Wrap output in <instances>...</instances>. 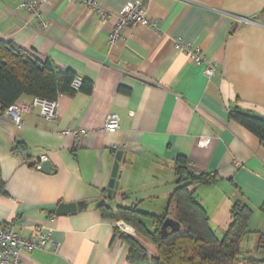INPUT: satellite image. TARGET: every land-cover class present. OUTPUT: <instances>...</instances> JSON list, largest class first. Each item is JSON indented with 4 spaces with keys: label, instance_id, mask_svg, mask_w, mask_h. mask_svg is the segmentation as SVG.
<instances>
[{
    "label": "crops",
    "instance_id": "1",
    "mask_svg": "<svg viewBox=\"0 0 264 264\" xmlns=\"http://www.w3.org/2000/svg\"><path fill=\"white\" fill-rule=\"evenodd\" d=\"M26 1L0 0V41L91 88L58 96L52 121L39 116L28 96L15 102L22 108L20 126L0 109V227L11 225L23 238L38 226L50 233L48 246L25 254L23 264H153L127 262L128 246L113 235L117 222L150 257L157 250L123 221L104 219L97 205L161 214L176 187L178 156L194 172L219 177L195 190L219 239L237 201L253 208L250 230L264 232V147L228 118L238 107L264 119V0H92L104 19L83 4L46 0L44 29L19 6ZM127 3L142 4L158 29L127 27L111 46L109 32ZM177 38L215 63L214 77L173 49ZM109 115L119 117L113 135L103 126ZM205 137L209 145L199 147ZM119 151L113 198L106 187ZM44 161L50 162L48 174L39 170ZM84 201L79 213H51L61 203ZM255 241L249 234L242 244Z\"/></svg>",
    "mask_w": 264,
    "mask_h": 264
},
{
    "label": "trees",
    "instance_id": "2",
    "mask_svg": "<svg viewBox=\"0 0 264 264\" xmlns=\"http://www.w3.org/2000/svg\"><path fill=\"white\" fill-rule=\"evenodd\" d=\"M73 76L69 71H57L47 60L42 62L15 45L0 41V109L3 111L23 96L56 100L60 95H72L75 92L71 89ZM90 88V84L81 81L78 90L89 92ZM228 118L253 134L264 147L262 117L234 107L228 111ZM173 165L176 187L167 197L161 214H148L136 206L112 207L104 202L97 205L104 219L123 221L157 250L156 256L150 257L136 238L121 233L116 227L113 235L128 246L127 262L150 259L153 264H264V232H252L249 228L253 208L247 203L234 202L230 207V223L219 239L209 226L206 210L195 197L198 187L215 185L219 177L194 172L183 156H178ZM3 191L0 176V194ZM259 207L264 215V202ZM167 218L179 223V229L167 228L161 232ZM145 220L150 221L151 229ZM249 234L256 235L252 251L241 245Z\"/></svg>",
    "mask_w": 264,
    "mask_h": 264
},
{
    "label": "built area",
    "instance_id": "3",
    "mask_svg": "<svg viewBox=\"0 0 264 264\" xmlns=\"http://www.w3.org/2000/svg\"><path fill=\"white\" fill-rule=\"evenodd\" d=\"M69 3H76L87 7L91 12L97 15L100 19H104L107 15L100 9L97 3L92 0H65ZM46 0H30L21 3L19 6L27 11L33 18H35L40 29L47 27L45 20L41 18V7ZM141 26L149 27L154 30L158 29L157 21L150 19L147 16L146 9L140 3H127L123 6L120 15L117 17L116 23L109 32L108 42L109 45H114L121 37V30L132 27ZM173 49L176 52L182 53L187 56L196 66H202L204 75L211 79L215 74V63L207 60L200 48L193 47L190 43L184 42L182 39L177 38L174 41ZM81 87L80 79H73L71 89L78 91ZM56 100H47L42 98H33L30 105L38 111L40 117L46 121H52L57 116L58 104ZM21 112L22 108L15 103L9 105L4 111L5 115L11 118L16 125H21ZM119 117L117 115H109L106 119L104 131L106 133H115L119 128ZM210 138L205 137L198 142L199 147L208 146ZM45 160V158H43ZM117 229L122 233L130 234V228L123 225L122 222L116 223ZM49 231L44 226H38L33 235L29 238L19 236L11 225L0 227V264H23V256L25 254H33L34 252L44 250L49 244Z\"/></svg>",
    "mask_w": 264,
    "mask_h": 264
},
{
    "label": "water",
    "instance_id": "4",
    "mask_svg": "<svg viewBox=\"0 0 264 264\" xmlns=\"http://www.w3.org/2000/svg\"><path fill=\"white\" fill-rule=\"evenodd\" d=\"M122 159V153L119 151L116 153L115 156V162L113 163L112 166V170H111V175H110V180L108 183L107 188V195L110 197L112 195V197H115L116 191H117V186L119 185V178H120V174L121 171H119V163ZM36 161H32L30 163V165H35ZM42 173L48 174L51 170V166H50V162L48 161H44L41 163L40 165V169H39ZM89 202H79V203H71V204H64L61 203L59 204L54 211H52L51 213H53V215H55L56 217H61V216H66L68 214H73L76 212H80L86 209L87 205ZM167 228L171 229V230H178L179 229V223H176L174 220L167 218L166 220H164L162 226H161V232H163L164 230H166Z\"/></svg>",
    "mask_w": 264,
    "mask_h": 264
},
{
    "label": "rangeland",
    "instance_id": "5",
    "mask_svg": "<svg viewBox=\"0 0 264 264\" xmlns=\"http://www.w3.org/2000/svg\"><path fill=\"white\" fill-rule=\"evenodd\" d=\"M145 208H148V206H144ZM150 223V221L149 220H145V224L148 226V228H150L151 229V224H149ZM243 245V247L245 248V249H248L249 251H252L253 250V247H254V245H253V243H244V244H242Z\"/></svg>",
    "mask_w": 264,
    "mask_h": 264
}]
</instances>
